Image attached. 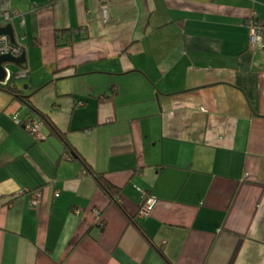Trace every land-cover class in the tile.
I'll return each mask as SVG.
<instances>
[{
  "label": "crops",
  "instance_id": "obj_1",
  "mask_svg": "<svg viewBox=\"0 0 264 264\" xmlns=\"http://www.w3.org/2000/svg\"><path fill=\"white\" fill-rule=\"evenodd\" d=\"M13 10L0 27L28 68L6 66L65 137L18 125L26 105L0 87V264H264V44L248 26L264 0H0Z\"/></svg>",
  "mask_w": 264,
  "mask_h": 264
},
{
  "label": "built area",
  "instance_id": "obj_2",
  "mask_svg": "<svg viewBox=\"0 0 264 264\" xmlns=\"http://www.w3.org/2000/svg\"><path fill=\"white\" fill-rule=\"evenodd\" d=\"M18 14L20 13H18L16 10L6 11L3 14H1L0 17H2L3 21L7 22V21H12L14 18L18 16ZM22 16L24 17V15ZM248 26L250 30L249 45L251 47H256L258 45L264 44V25L260 24L254 18H252L248 21ZM24 51L25 48L23 44H21L18 41L17 42L13 41L12 37L9 34H0V54H13L15 56H20ZM25 74L26 72L20 73L21 76H25ZM9 76H11L10 71H9ZM15 120L18 125H23L30 131L35 132L37 134L39 133V130L43 124V120L36 115L29 116L27 120H24V117L22 115H17ZM65 155L69 157L67 153H65ZM24 192L32 193L33 205L35 206L39 204L43 196L42 189H38L30 192L28 188H25ZM59 194L60 193L57 191L56 195ZM157 202H158V197L155 194L146 198L140 206L138 216L141 218H146L150 216Z\"/></svg>",
  "mask_w": 264,
  "mask_h": 264
},
{
  "label": "trees",
  "instance_id": "obj_3",
  "mask_svg": "<svg viewBox=\"0 0 264 264\" xmlns=\"http://www.w3.org/2000/svg\"><path fill=\"white\" fill-rule=\"evenodd\" d=\"M78 33H83L81 31H79ZM0 87L4 90H7L9 92H11L12 94L15 95V97L19 100L22 101V103H24L26 106L25 112H23V117L24 120H27V118L29 116H38L40 117L51 129L52 131L61 136V137H65L64 133H62L59 128L52 123V120L48 117V115L42 111H40L32 102H31V98L29 95H25L23 93V89L20 87V85L18 84V74L17 72L15 74H12L10 79L8 80L7 83H0ZM67 151L69 152L70 156H74V150L73 148L69 145V143L67 142ZM77 158H79L82 163L85 166V169L87 170V172L91 173L96 181L98 182L99 186L105 191V193H107V195L111 198V200H115L118 201V199L120 198V188L116 185H114L113 183H111L109 181V179L106 177V175L104 174H99L97 173L92 167L91 165L86 161V159L79 154H76Z\"/></svg>",
  "mask_w": 264,
  "mask_h": 264
},
{
  "label": "water",
  "instance_id": "obj_4",
  "mask_svg": "<svg viewBox=\"0 0 264 264\" xmlns=\"http://www.w3.org/2000/svg\"><path fill=\"white\" fill-rule=\"evenodd\" d=\"M0 34H9L13 41H17L16 32L13 23H8L7 25L0 27ZM16 64L22 69L28 68V54L25 50L20 56H15L13 54H0V83H7L9 80V70L7 64ZM16 73V71H15ZM20 70L17 72L18 77H21Z\"/></svg>",
  "mask_w": 264,
  "mask_h": 264
},
{
  "label": "rangeland",
  "instance_id": "obj_5",
  "mask_svg": "<svg viewBox=\"0 0 264 264\" xmlns=\"http://www.w3.org/2000/svg\"><path fill=\"white\" fill-rule=\"evenodd\" d=\"M9 66L11 69H15V67H16L15 64H13V63H10Z\"/></svg>",
  "mask_w": 264,
  "mask_h": 264
},
{
  "label": "bare ground",
  "instance_id": "obj_6",
  "mask_svg": "<svg viewBox=\"0 0 264 264\" xmlns=\"http://www.w3.org/2000/svg\"><path fill=\"white\" fill-rule=\"evenodd\" d=\"M17 42V41H16ZM11 75H12V72H11Z\"/></svg>",
  "mask_w": 264,
  "mask_h": 264
}]
</instances>
